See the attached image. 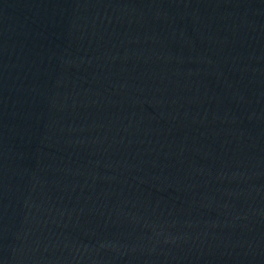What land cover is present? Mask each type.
<instances>
[{
    "label": "water",
    "instance_id": "obj_1",
    "mask_svg": "<svg viewBox=\"0 0 264 264\" xmlns=\"http://www.w3.org/2000/svg\"><path fill=\"white\" fill-rule=\"evenodd\" d=\"M0 264H264V0H0Z\"/></svg>",
    "mask_w": 264,
    "mask_h": 264
}]
</instances>
